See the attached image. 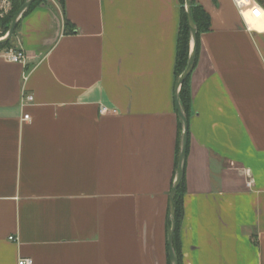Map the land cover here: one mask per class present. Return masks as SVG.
I'll use <instances>...</instances> for the list:
<instances>
[{"label": "crops", "instance_id": "1", "mask_svg": "<svg viewBox=\"0 0 264 264\" xmlns=\"http://www.w3.org/2000/svg\"><path fill=\"white\" fill-rule=\"evenodd\" d=\"M193 1L210 27L189 79L181 264H264V20ZM179 20L178 0H45L20 19L0 50V264H167Z\"/></svg>", "mask_w": 264, "mask_h": 264}, {"label": "trees", "instance_id": "2", "mask_svg": "<svg viewBox=\"0 0 264 264\" xmlns=\"http://www.w3.org/2000/svg\"><path fill=\"white\" fill-rule=\"evenodd\" d=\"M55 1L58 2L60 5H62L63 0H55ZM24 2L25 0H10L11 8L9 12L3 17H0V30H3V34H5L8 31V27H9L12 17L15 15V13L19 10V8L22 6ZM43 2H45V0H34L30 8L25 12V14L22 17H24L33 8H35L37 5ZM178 3L180 6V20H179L178 32H177V37H176V46H175V60H174L175 81L181 75V73L184 71L186 67L188 55H189V39H190L186 13L183 7L184 0H178ZM191 15H192L193 23L196 28V36H197L196 59H195V64H196V60H197V56H198V52L200 48L199 36L203 33H206L209 30L210 17L202 9V7L196 5L194 1L192 2ZM9 42L10 40L4 44H0V50L7 48L9 46ZM189 79H190V75L182 83L180 91H179V102H180V105L182 107V110L187 120L189 119L191 115V93H190ZM181 132H182V127H181L180 121H178L176 158H175V169H174L173 176L175 174V171L177 169V164H178V153H179V143H180V138H181ZM188 136H189V131H188ZM184 169H185V166H184ZM184 186H185V180H184V175H183L182 181L176 191V195L174 198L175 229L173 233V249H174L178 264H181L179 230H180V224H181V219H182V214H183L182 194L184 192ZM167 264H170L169 256H168V246H167Z\"/></svg>", "mask_w": 264, "mask_h": 264}, {"label": "water", "instance_id": "3", "mask_svg": "<svg viewBox=\"0 0 264 264\" xmlns=\"http://www.w3.org/2000/svg\"><path fill=\"white\" fill-rule=\"evenodd\" d=\"M34 0H25L19 10L15 13L12 17L8 31L3 37H0V44H4L8 42L16 29V26L25 12L30 8L31 4ZM193 0H184V10L186 13L187 24L190 34L189 39V55L186 67L181 75L175 81L174 87V105L175 110L180 121L182 132L181 138L179 143V153H178V164L175 174L173 176L170 192H169V201H168V224H167V246H168V256L170 264H178L174 249H173V233L175 229V222H174V198L176 195V191L182 181L184 175V166L186 160V152H187V144H188V120L182 110V107L179 102V91L181 88L182 83L185 79L192 73L195 65L196 59V46H197V36H196V28L193 23L192 15H191V7H192Z\"/></svg>", "mask_w": 264, "mask_h": 264}, {"label": "built area", "instance_id": "4", "mask_svg": "<svg viewBox=\"0 0 264 264\" xmlns=\"http://www.w3.org/2000/svg\"><path fill=\"white\" fill-rule=\"evenodd\" d=\"M237 13L245 23L248 28L250 24L255 22H263L264 20V8L257 0H230ZM11 8L10 0H0V17L6 15ZM259 12V15H256V12ZM6 60L10 63L22 64L24 62L25 56L22 51H7L5 54ZM33 101L32 95L26 94L25 92L22 94L21 102L30 103ZM101 113H105L106 109L102 108ZM24 121L29 120V116L25 115L23 117ZM250 186V183H248ZM12 240V238H9ZM17 264H33L32 259L30 258H20L17 261Z\"/></svg>", "mask_w": 264, "mask_h": 264}, {"label": "rangeland", "instance_id": "5", "mask_svg": "<svg viewBox=\"0 0 264 264\" xmlns=\"http://www.w3.org/2000/svg\"><path fill=\"white\" fill-rule=\"evenodd\" d=\"M10 5H11V3H10ZM6 34V33H5ZM5 34H3V30H0V36H4Z\"/></svg>", "mask_w": 264, "mask_h": 264}, {"label": "snow or ice", "instance_id": "6", "mask_svg": "<svg viewBox=\"0 0 264 264\" xmlns=\"http://www.w3.org/2000/svg\"><path fill=\"white\" fill-rule=\"evenodd\" d=\"M255 14H256V15H259V12L257 11Z\"/></svg>", "mask_w": 264, "mask_h": 264}, {"label": "clouds", "instance_id": "7", "mask_svg": "<svg viewBox=\"0 0 264 264\" xmlns=\"http://www.w3.org/2000/svg\"><path fill=\"white\" fill-rule=\"evenodd\" d=\"M260 14V13H259Z\"/></svg>", "mask_w": 264, "mask_h": 264}]
</instances>
